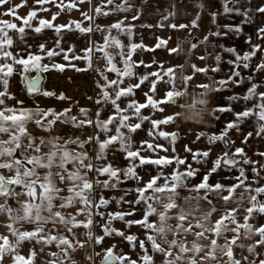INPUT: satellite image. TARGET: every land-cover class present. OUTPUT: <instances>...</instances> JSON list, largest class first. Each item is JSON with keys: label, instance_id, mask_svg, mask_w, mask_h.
<instances>
[{"label": "snow or ice", "instance_id": "snow-or-ice-1", "mask_svg": "<svg viewBox=\"0 0 264 264\" xmlns=\"http://www.w3.org/2000/svg\"><path fill=\"white\" fill-rule=\"evenodd\" d=\"M27 3L0 0V16L13 18L0 19V57L5 61L0 63V264H96L95 257H101L100 264H264V200L259 198L264 196V162L251 159L229 135L240 133L241 145L253 136L264 139V0H223V13L241 19L222 25L217 24L220 11L212 7L213 0H198V11L188 23H158L159 27L187 30L190 39L179 40L174 47H167L171 37H155L152 47L143 43V37L134 42L136 24L132 21L141 19L144 8H137L131 0H98L95 4L80 0L90 6L80 8L88 24L75 19L55 23L66 7L63 0H34L26 15H20L18 10ZM80 4L73 0L67 7L77 9ZM45 5L58 9L51 18L38 16V12L51 11ZM205 11L215 30L202 38L193 37L192 29L201 27ZM112 13H130V19L96 23L102 44L96 42L91 38L94 17ZM175 15L171 11L162 20ZM33 20L38 21L35 26ZM244 25L254 26L253 32L244 33ZM140 26L150 29L154 25ZM26 29L36 34L54 30V48L39 42L33 52V45L25 39ZM9 30L24 47L9 50L14 45ZM121 33L128 38L127 44L118 38ZM81 34L85 39L81 48L74 42L62 46L66 35ZM230 34H244L247 49L241 54L235 46L213 43V49L235 57L226 61L230 67L225 76L215 79L208 73L221 71L222 55L205 49L204 55L196 56L200 61L212 57L214 66H199L192 56L200 44L209 43V37ZM110 45L119 49L115 55L107 50ZM165 47L169 54L184 53V61L165 66L155 59L148 63L133 59L138 50L154 52ZM61 53L64 62H57ZM9 59L11 63L6 62ZM138 65H143L142 73L136 71ZM152 65L155 69L148 70ZM66 68L93 70L101 78L94 81L99 89L95 98L87 97L96 105L94 111L79 106L64 91L40 87L43 77L39 73H63ZM32 70L38 73L36 77L28 75ZM243 70H248L247 75H242ZM14 72L22 77L29 96L40 94L72 103L60 109L42 107L35 100L26 105L9 92ZM108 72L115 77L110 78ZM198 75L208 82L198 83ZM244 84L242 93L226 97L228 103L214 98ZM137 90L145 97L143 102L135 98ZM9 99L15 104L6 103ZM234 102L240 107H234ZM73 105L78 106L76 114ZM143 109L149 114H143ZM218 113L231 117L218 134L201 130L195 136V141L203 137L208 147L194 150L185 144L188 155L181 156L176 148L181 124L192 121L203 126L210 120L220 121ZM144 122L148 127L142 129ZM169 124L176 130H159ZM138 130L145 131L146 137L134 147L132 138ZM159 138L167 145L158 142ZM217 143L223 147L212 159ZM117 152L124 155L125 166L113 163ZM258 155L264 159V152ZM222 169L227 174L213 179ZM128 181L133 183L128 185ZM113 203L119 207L112 209ZM114 221L124 227H115Z\"/></svg>", "mask_w": 264, "mask_h": 264}, {"label": "crops", "instance_id": "crops-1", "mask_svg": "<svg viewBox=\"0 0 264 264\" xmlns=\"http://www.w3.org/2000/svg\"><path fill=\"white\" fill-rule=\"evenodd\" d=\"M10 3H19L20 0H9ZM73 2V0H63V3L66 5L65 9L61 12V15L57 18L55 23H65L70 20H83V18L80 15V8H90L87 4H80V0H75L76 3L80 4V7L77 9H69L67 7L68 4ZM98 0H93V4L97 3ZM116 2H120V0H116ZM133 4L136 5L137 8L143 7L144 13L140 20L132 21V23L136 24V27L134 29L136 35L133 38L134 42H140L141 37H143V43L148 45L149 47H152L156 43L155 37H160L164 39H168L171 37V39L168 41L167 47H174L176 43L179 40H185L187 41L189 39L187 30H173L167 26L165 27H159L158 23H163L167 25L169 22H175V23H188L190 19L194 16V14L198 11L196 8V4L198 0H131ZM246 0H241V3H245ZM257 0H253V3H256ZM34 0H28V3L21 7L18 11L20 15H26L27 11L30 10V7L33 6ZM173 5H175V8H173ZM229 6H233L231 3H229ZM44 7H50V12H38V16H42L45 18H51V13L57 11L58 9L56 7H52L50 5H45ZM105 7H109L105 5ZM212 7L215 9H218L220 11V15L217 17V24H224V23H233V18H235L236 14H225L222 11L223 8V0H213ZM3 9H0V12H2ZM174 11L176 13L175 16L169 17L167 21L162 20L163 16H167L169 12ZM125 16H128L130 19V13H112L107 17H94V20L92 22L94 33L92 35V39L95 40L98 43L102 44V40H100V32L95 31V25L96 23H100L102 25L114 22V19L119 17L123 19ZM0 19H13L12 17H4L0 16ZM18 25L21 24V21L16 20L15 21ZM38 23L37 20H33V25L35 26ZM84 24H88L89 21L83 20ZM153 24L154 26L152 28H146L141 27V24ZM201 27L195 28L197 30V35L195 37L202 38L203 35L207 34L209 30H215V25L211 23V18L207 14V11H205L200 20ZM254 27V26H253ZM244 28V33H251L253 32L254 28ZM193 30V29H192ZM26 37L28 44L33 45L32 51L36 52V44L39 42H45L46 47L54 48V39H55V33L54 30H48L45 29L42 33L36 34L33 32L32 29H26ZM9 34L13 36L14 39V45L12 49L13 51H17L20 48L24 47L23 43L20 42L14 33L13 30H9ZM113 35H117V31L113 29L112 31ZM123 43L127 44L128 38L123 35L122 33L119 35V37ZM255 39V37H254ZM75 43L77 45V49L81 48L85 44V39L83 37V34L80 36L76 35H66L64 41L62 42V46L67 48L71 46V43ZM259 42V41H257ZM224 44L225 47L229 46H235L237 51L242 54L243 50L247 49V44L245 43V37L244 34L239 37L230 34L228 37H220V38H214L209 37V43L208 44H200L198 49L194 51V54L192 56V60L196 62L199 66H203L205 63L209 65L214 66V60L212 57H209L205 61H200L196 59L197 55H204L205 49L209 53H213V55L216 52H219L222 55V61H221V71L217 73L209 72L208 75L212 76L215 79H219L225 76L227 73V63L226 61L228 59H234V55L231 53H227L223 51L220 48L213 49L212 44ZM183 47H187V43L183 45ZM58 51V49H56ZM109 52L113 53L115 55L119 49L115 45H110V47L107 49ZM23 54V53H22ZM64 53H61L60 56L56 57L57 62H64L62 57ZM68 55L71 57V53H68ZM184 53H181L180 55L177 54H169L167 52V48H160L155 49L154 52L150 51H143L140 52L139 50L137 53L134 54L133 59H143L146 63L150 62L152 59H155L157 61H162L165 66H168L169 62L171 63H182L184 61ZM117 61H119V57H116ZM5 62L2 57H0V63ZM8 63H11L12 61L9 59L6 61ZM44 62H47V57H45ZM73 63H77L80 67H83V64L78 61H72ZM255 62V61H253ZM96 61L94 59L93 66H96ZM118 66H122L118 64ZM156 65H152V67L148 70H154ZM136 71L142 73L144 71L143 65H138L136 67ZM110 78H114L115 74L108 72L107 73ZM2 75V74H0ZM30 77H36L38 73L35 70L30 71L28 73ZM43 77V83H42V89L47 90H56L57 92L64 91L65 94L69 97H72L73 100L79 101V106H84L95 110L96 105L93 104L92 101L88 100V96H93L95 98V94L99 91V89L96 87L94 81L97 79H101L97 73H95L93 70H88L84 72H76L75 70L71 68H66L63 73L51 70L49 72H42L39 73ZM103 83V80H101ZM133 82H136L135 79H133ZM197 82H208L207 78L203 75H198ZM144 88V86H142ZM0 90H2V86H0ZM144 90H147L144 88ZM9 92L14 94L17 98L24 100L26 105L31 106L33 104V100L37 101L40 106L47 107V106H55L56 108L60 109L62 107H68L72 101H61L56 100L53 98H46L40 94H35L33 96H29L25 84L23 82L22 77L17 73L14 72L13 75L9 78ZM136 99L143 102L145 97H143L141 90L136 91ZM216 100L219 101L218 95H215L214 97ZM221 101V99H220ZM9 105H14L15 100L9 99L6 101ZM122 106H124L122 104ZM234 107H237V105H233ZM78 106L73 105L72 106V112L73 114L77 113ZM143 114L148 115L149 110L143 109ZM103 115V113H102ZM156 116H159V113L155 114ZM225 120L230 119V115L226 114L224 116ZM132 120L135 122V118H132ZM210 120V118H209ZM216 123L215 120H210L209 123L206 125L200 126L195 125L192 121H187L183 124H181L180 127V134L186 135L188 137H193L196 135L199 131H210L211 128H213V125ZM148 127V122H144L142 125V129H145ZM30 128H33L34 125H30ZM189 129H193L192 131H189ZM59 130V129H58ZM126 131L125 129H122ZM159 130L173 132L176 130V126L173 124L169 125H161ZM146 137V133L143 130H138L136 134L133 135V141H134V147L135 142H138ZM101 138H103V134H101ZM160 143H164L167 145V141L164 138H159ZM179 140L177 141L176 145L178 144ZM163 154V153H161ZM109 159H113L112 155H109ZM117 162V163H115ZM113 163H115L118 166H125L127 164L126 159L124 158V155L117 152L115 155V159H113ZM139 171V170H138ZM143 174V173H141ZM231 182V181H230ZM54 251L56 249H53ZM26 251V250H25Z\"/></svg>", "mask_w": 264, "mask_h": 264}, {"label": "rangeland", "instance_id": "rangeland-1", "mask_svg": "<svg viewBox=\"0 0 264 264\" xmlns=\"http://www.w3.org/2000/svg\"><path fill=\"white\" fill-rule=\"evenodd\" d=\"M233 23H238L240 21V17L236 16L235 18H233ZM253 26L251 25H244L243 28H252ZM254 28V27H253ZM191 35L193 37H195L197 35V30L195 28H193ZM242 36V34H241ZM190 39V37H189ZM229 65H227V70L229 69ZM248 70H243L242 71V75H247ZM255 75V73H253ZM247 85H238L235 86L233 88H231V90H224L221 93L217 94L219 97V101L221 99V103H228L226 101V97L229 95H232L233 93H237L240 94L242 93L245 89H246ZM233 105H237L236 108L240 107V103L238 102H234ZM226 114L228 113H224V114H219L220 115V121H216V123L213 125V128L210 129V131L208 132H215L218 134L219 130L221 129L223 122L225 121L224 116H226ZM230 115V114H228ZM252 123H255V121L253 120ZM247 130H251V128H247ZM229 135L232 137L233 140H235V143L237 146H242L245 148V151L247 152L248 156L256 161H260V162H264V159H262L258 153L259 152H264V139H262L261 137H256L253 136L252 138L249 139V143L247 145H241V134L240 133H236V132H230ZM181 138L179 139L178 144L176 145L177 151L179 152V154L181 156H186L188 155L184 150L183 147L185 144H187L189 147L193 148L194 150L197 148L200 149H206L208 147L206 140L202 137L201 141H195V136L193 137H188L186 135L180 134ZM195 141V142H194ZM223 147V145L221 143H217V145L215 146V149L213 151L212 155V159L215 158L216 154L221 150V148ZM190 159V157H189ZM117 163V162H115ZM193 166L194 167H200V165L195 164V162H193ZM208 166H211V161L208 162ZM256 167H259V165H254ZM245 167L247 168V165H245ZM203 170V169H202ZM226 170H220L218 173V176H214L213 179L222 177L224 175H226ZM249 175H252L251 173H249ZM133 182L132 181H128L127 184L131 185ZM225 183H231L230 181H225ZM125 185H121V187H124ZM255 186V185H254ZM106 195H119L118 192H114V193H109L106 192ZM261 200H264V196L259 197ZM119 206L115 205L114 203L111 205L112 209H117ZM126 207V206H125ZM114 226L117 228H123L124 225L122 222L119 221H114ZM133 231H136V229H133ZM122 248L124 251H128V247L127 245H122ZM97 251H99V248H97ZM149 251H151V249H149ZM100 259L101 257H95L96 260V264H100Z\"/></svg>", "mask_w": 264, "mask_h": 264}, {"label": "water", "instance_id": "water-1", "mask_svg": "<svg viewBox=\"0 0 264 264\" xmlns=\"http://www.w3.org/2000/svg\"><path fill=\"white\" fill-rule=\"evenodd\" d=\"M41 76V75H40ZM42 77V76H41ZM42 83H43V79L41 80V84H40V87H42Z\"/></svg>", "mask_w": 264, "mask_h": 264}]
</instances>
